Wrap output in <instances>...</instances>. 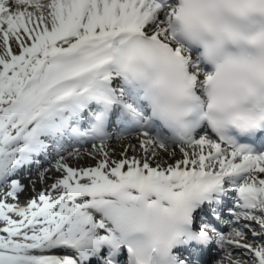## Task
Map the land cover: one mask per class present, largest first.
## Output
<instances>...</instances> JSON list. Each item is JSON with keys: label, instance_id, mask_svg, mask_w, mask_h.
Here are the masks:
<instances>
[{"label": "snow or ice", "instance_id": "1", "mask_svg": "<svg viewBox=\"0 0 264 264\" xmlns=\"http://www.w3.org/2000/svg\"><path fill=\"white\" fill-rule=\"evenodd\" d=\"M215 250L264 264V0H0V264Z\"/></svg>", "mask_w": 264, "mask_h": 264}, {"label": "bare ground", "instance_id": "2", "mask_svg": "<svg viewBox=\"0 0 264 264\" xmlns=\"http://www.w3.org/2000/svg\"><path fill=\"white\" fill-rule=\"evenodd\" d=\"M128 143H129V141H127V140H124L122 143H121V145L120 146H118L115 150L116 151H114L115 152V154H114V156H113V158H115V159H120L121 158V156H120V154L124 151V149L127 147V145H128ZM131 143L132 144H136L137 143V141L135 140V139H132L131 140ZM112 148L114 149L115 148V145L113 146V144H112ZM176 151H177V154H178V148L176 149ZM128 155L129 156H131V155H136L137 157H139L140 155H141V153L137 150L136 152H132L131 150L128 152ZM165 156H167V155H165ZM167 159H166V162L168 163V164H171V163H174V162H172V159H170L168 156L166 157ZM81 162V166H83V167H94V163H95V161H88V160H86L85 158L83 159V160H81L80 161ZM79 162V163H80ZM36 172H34V173H31V174H33V175H28L26 178H24V179H22L21 180V182L23 183V184H25V185H28L29 184V180L30 179H36L37 177H36V174H35ZM40 187V185L39 184H37V188H39ZM27 198L28 196L27 195H25V196H21L20 198ZM220 254H216V255H214L213 256V259H211V264H212V261L214 260V259H216L218 256H219Z\"/></svg>", "mask_w": 264, "mask_h": 264}, {"label": "rangeland", "instance_id": "3", "mask_svg": "<svg viewBox=\"0 0 264 264\" xmlns=\"http://www.w3.org/2000/svg\"><path fill=\"white\" fill-rule=\"evenodd\" d=\"M165 157H167V156H164L163 159L166 161V158H165ZM87 159H88V158H87ZM87 159H86V160H87ZM82 160H83V159H82ZM173 160H174V159H173ZM88 161H89V160H88ZM74 167H77V165H74ZM35 174H36V173H35ZM56 174H57V173H56ZM29 175H33V174H29ZM54 175H55V174H54ZM27 176H28V175H27ZM27 176H26V177H27ZM55 176H56V175H55ZM26 177H25V178H26ZM22 179H24V178H22ZM22 179H20V180H22ZM50 183H51V181H49V184H50Z\"/></svg>", "mask_w": 264, "mask_h": 264}]
</instances>
